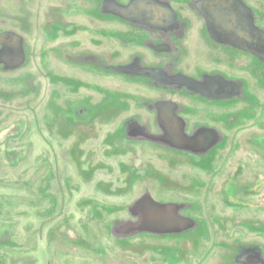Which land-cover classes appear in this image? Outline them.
<instances>
[{
	"label": "flooded vegetation",
	"instance_id": "flooded-vegetation-1",
	"mask_svg": "<svg viewBox=\"0 0 264 264\" xmlns=\"http://www.w3.org/2000/svg\"><path fill=\"white\" fill-rule=\"evenodd\" d=\"M28 2L15 0L16 11L3 12L9 22L0 21V100L24 99L30 115L17 119L22 128L31 126L34 106H46L39 123L49 118L43 126L53 129L52 138L71 140L66 151L86 183L99 172L110 174L111 180L94 182V195L75 203L87 206L84 232L92 249H102L103 238L127 252L136 242L138 254L150 253L151 263L155 246L190 248L189 239L170 237L190 233L213 240L196 264H264V0ZM26 21L28 26L20 25ZM97 58L106 70L102 75L89 70ZM78 60L84 65H75ZM39 75L42 83L49 76L55 81L49 94L32 101L28 86ZM12 83L16 92L1 89ZM106 93L119 95L124 109L82 124L84 111L72 109L76 98H88L93 107ZM60 106L68 120L72 115L80 120L67 126L56 113ZM3 110L0 126L16 117ZM241 112L250 115L239 118ZM64 128L70 131L60 133ZM115 129L124 132V154L100 166L102 155L113 151ZM21 135L0 142V168L16 177L17 165L26 161L21 200L31 209L43 207L35 211L42 219L36 233L43 234L44 220H58L49 235L60 231L61 239L80 245L77 232L73 237L64 231L72 226L61 200L67 189L59 185L62 177L59 195L49 194L57 167L49 155L34 157L30 134ZM43 157L46 164L40 163ZM31 158L37 167H28ZM87 159L100 169L80 170L76 164ZM16 184L0 178V188L13 190ZM1 199V205L7 203ZM189 199L199 204L188 205L192 209L178 204ZM13 238L0 237V248H15ZM56 257L46 253V264H57ZM5 262L0 253V264Z\"/></svg>",
	"mask_w": 264,
	"mask_h": 264
},
{
	"label": "rangeland",
	"instance_id": "rangeland-1",
	"mask_svg": "<svg viewBox=\"0 0 264 264\" xmlns=\"http://www.w3.org/2000/svg\"><path fill=\"white\" fill-rule=\"evenodd\" d=\"M30 0H26V2ZM28 2V3H29ZM35 4H40L39 0H34ZM19 4V2H17ZM15 3V0H0V11L2 12L0 14V21L1 22H9L8 14L3 15L4 13L11 12L13 10L16 11V6L18 5ZM31 4V3H30ZM8 15V16H7ZM35 20V19H34ZM33 20V23L35 21ZM28 22H22L20 25L28 26ZM125 39V38H124ZM75 65H84L78 61H76ZM38 66H40L39 70L41 71V65L38 63H35ZM92 67L89 69L92 72H94L95 75H102L106 73L105 67L103 66L100 59H96L95 62L91 65ZM39 80H36L35 83L30 87L28 86L29 93L32 95V101H39L43 98L44 95L49 94L51 89L49 86H51V83L55 80L52 79L50 76L45 77L42 83V77L38 76ZM71 85H75L74 83H71ZM17 86L15 84H8L4 87H2V90H12L15 91ZM16 92V91H15ZM74 92V91H73ZM80 92V90H79ZM106 99H104L103 102L93 105L89 107V99L85 97H77V101L75 104L72 105V109L74 110V107H80L84 111L85 115H81V119L83 120L82 124H86L84 121H89V119L96 118L97 120H100V117H106L109 118L112 116L115 112L118 110L124 109V100L119 101L118 98L120 97L117 94L112 93H106ZM24 99L16 97L11 101H4L0 100V107L4 108L5 110L1 112H10L12 115H16V117L13 119H10L5 121L6 123H1L0 126V142L9 135L15 134V135H21L24 136L25 134H30L29 139L32 141L33 146V156H41V154L49 155V162L52 166H56L57 170L55 171V184L52 186V191L49 192V194L56 193L59 195L60 193V186L59 185H65L67 186V189H65L64 192H61V200H63L64 197V207H65V213L66 216L70 219V225L72 226L71 229L64 230L65 233H67L69 236H75V232H77L82 238H80V245L78 243H73L72 241L68 239H61L62 233L60 231L53 230L51 235H49V229L53 225L60 223L61 221L56 220L50 221V223L47 220H44L43 223V234L36 233L38 231V226H40V222L42 219L38 218L35 214V211L38 209H42L43 207L40 205H37V208L31 209L28 204L25 203V201L21 199L26 198V192H25V184H28V180H26V177L29 175L26 174L22 170L25 169L26 161L24 164L17 165V172L16 177L13 175L10 169L7 168H0V178L6 180V183L8 182V179L14 178L17 180L18 184L15 185L16 189H9L8 187L0 188V197L4 198L3 200L10 201L8 198L13 197L12 194H15V199L11 200L7 203H0V237H14L13 240L16 243V247L9 249L6 248H0V253L4 255L5 257V264H46V258L45 254L49 253L50 255H57L55 258L57 264H196V259H199L203 256V247L206 244H212L213 240L211 238L207 239V237H199L198 235H192V234H177L173 237V241H177L178 238L182 237L183 239H189L190 242V248L186 247L185 245L181 247L180 245L174 243L173 247H167L165 245H158L151 249V263L146 260L148 257L147 255L140 256V253L138 254L139 245H136L137 243L134 242L132 244L131 251L127 252L124 251L123 248L119 247L114 241L110 239L103 238L100 240L102 249L96 250L92 249L91 247V239L88 238V235L84 232V228L87 223L85 221L88 218L87 214V206L83 205L78 208L76 207L75 203L76 201L86 198H90L92 195H94V188L93 184L96 180H111L110 174H106L104 172H99L96 174V177L91 182L93 183H86L83 178L81 179V176L79 177L78 172L74 171V164L73 160L70 157V154L66 151L68 146L71 144V140H62L61 138H52L55 133L52 131L53 129L51 127L46 128L43 125H48V122H51L49 118H45L43 120V123H39V120L41 119V116L46 111V106L44 105H37L33 108V119L30 123L31 126L24 127L20 125L17 120L18 118H21V116L24 113H29L30 111L28 108H25ZM230 104H233V100L229 101ZM11 109L12 111H9ZM56 113L60 115L59 117L63 118L62 120L67 124V126L71 125L74 120H80L78 116L72 115V120H68L62 110V107H57ZM92 114V116H88ZM250 114L247 112H241L238 114L239 118H244L249 116ZM2 118V115L1 117ZM32 116H30V119ZM37 118V119H35ZM40 124V125H39ZM5 125V126H4ZM21 131H17L16 129H20ZM67 128V127H66ZM64 128L62 129L60 133L65 134L70 130H67ZM104 128V127H103ZM103 128H100L101 132L103 133ZM66 129V130H65ZM122 135H124V132L122 133V130L115 129L112 133V139H111V147L113 151H108L107 153H104L102 155V160L100 163V160H97L95 164H99L100 166H103L104 160L109 157H113L114 155H123L124 154V141L121 140ZM48 138V139H46ZM43 137V138H42ZM44 140L51 141L50 143L52 146L47 147V143ZM56 139V140H55ZM22 140V139H20ZM18 140V141H20ZM48 141V142H49ZM26 142V141H25ZM10 145L15 144L16 146L21 145L22 143H9ZM14 145V146H15ZM233 147L232 143H228V147ZM222 148H215V150H221ZM36 161L34 158H31L29 160V166L28 167H37ZM47 163V158L43 157L40 160V163ZM39 163V164H40ZM14 165V164H13ZM41 165V164H40ZM80 170H83L84 173L87 172L89 169V166L93 167V169L98 170L100 169L99 166L95 167L94 163H91V159H87L84 162H80L76 164ZM77 168V167H75ZM201 169V168H199ZM205 169V168H204ZM201 169V170H204ZM81 172V171H80ZM91 172V170H90ZM89 172V173H90ZM95 172V171H93ZM33 173V170L30 171V174ZM53 173V172H52ZM51 173V174H52ZM82 173V172H81ZM83 174V173H82ZM113 174H111L112 177ZM194 176V175H193ZM62 177V178H61ZM90 177V176H89ZM61 178V184L58 185V180ZM86 179V178H85ZM72 181V182H71ZM4 183H1V185ZM9 186H13L12 184ZM72 187V188H71ZM98 197L102 198L103 200H108L109 202L113 200V197L107 196L104 194H98ZM2 201V199L0 200ZM179 205H185L189 209H192L193 207L199 204L197 199L192 200H178ZM62 203V202H61ZM13 204V205H12ZM59 211V210H58ZM65 213H62L65 216ZM224 213L229 214V211H225ZM248 213V212H247ZM26 214L28 216H26ZM94 214V212H93ZM230 214H232L230 212ZM11 222H5V220H10ZM57 218V217H56ZM62 219V217H60ZM58 221V222H57ZM31 228V230H30ZM87 228V227H86ZM48 230V231H47ZM243 230V229H241ZM48 232V233H47ZM76 233V234H77ZM48 236V237H47ZM30 237V238H29ZM32 237V238H31ZM55 238V240L50 241V238ZM61 239L63 243H60L57 239ZM33 239L35 243L33 244ZM170 240V238H167ZM30 241V244H29ZM41 241V242H40ZM32 243V244H31ZM92 243V242H91ZM128 244V241L125 242V245ZM64 247V248H63ZM133 251V252H132ZM62 252V253H61ZM150 255V256H151ZM149 256V257H150ZM53 257V256H52ZM144 257V259H143ZM202 259V258H200ZM199 259V260H200ZM212 260H208L210 262ZM211 263V262H210ZM4 264V263H3Z\"/></svg>",
	"mask_w": 264,
	"mask_h": 264
}]
</instances>
